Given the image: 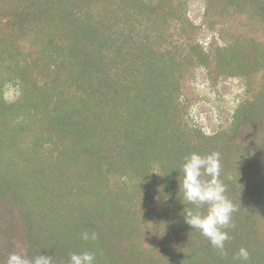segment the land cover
<instances>
[{
	"label": "trees",
	"instance_id": "trees-1",
	"mask_svg": "<svg viewBox=\"0 0 264 264\" xmlns=\"http://www.w3.org/2000/svg\"><path fill=\"white\" fill-rule=\"evenodd\" d=\"M207 4L242 25L212 53L158 43L184 20L182 0H0V66L10 61L22 86L8 103L0 76V264L11 253L69 264L86 250L96 264H242L241 247L246 264H264V0ZM195 62L246 82L230 123L209 135L183 119ZM214 151L237 207L223 257L185 223L195 206L180 189L184 157Z\"/></svg>",
	"mask_w": 264,
	"mask_h": 264
},
{
	"label": "rangeland",
	"instance_id": "rangeland-1",
	"mask_svg": "<svg viewBox=\"0 0 264 264\" xmlns=\"http://www.w3.org/2000/svg\"><path fill=\"white\" fill-rule=\"evenodd\" d=\"M182 1L184 20L174 18L162 27L163 38L158 41L161 47L188 51L191 44H199L205 52L212 53L217 46L230 45L240 37L242 25L238 20L234 17L228 22L215 20L207 12V0ZM200 22H203L202 26L198 24ZM250 30L254 34V28ZM30 46L32 50H36L34 45ZM38 53L36 50L27 58L35 60ZM30 59L28 61L31 62ZM8 62L5 66V63L1 64L0 76L5 77L4 86L13 85L14 98L6 100L12 103L21 96L22 86L18 79L9 78L10 61ZM211 69L199 62L187 67L183 72L180 90V101L187 112L183 117L186 125L201 128L208 135L226 127L232 120L236 106L246 98V82L242 77L222 75L216 79Z\"/></svg>",
	"mask_w": 264,
	"mask_h": 264
},
{
	"label": "clouds",
	"instance_id": "clouds-1",
	"mask_svg": "<svg viewBox=\"0 0 264 264\" xmlns=\"http://www.w3.org/2000/svg\"><path fill=\"white\" fill-rule=\"evenodd\" d=\"M198 24L202 26L203 22ZM3 98H14L12 84L4 86ZM180 172L183 173V179L180 180L182 199L195 206V210L183 212L185 223L206 237L222 257L226 256L225 242L231 239L227 230L235 227L233 214L237 207L225 194L227 189L220 178V152L214 151L207 155L193 152L184 157ZM81 239L95 241L98 235L95 231H84L81 233ZM96 257L97 254L92 251L74 252L70 255L69 264H96ZM234 259L246 264L250 260V253L241 247ZM6 264H53V256L39 254L29 258L26 254L11 253Z\"/></svg>",
	"mask_w": 264,
	"mask_h": 264
}]
</instances>
